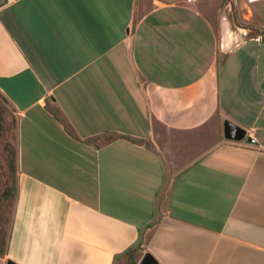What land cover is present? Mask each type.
Returning a JSON list of instances; mask_svg holds the SVG:
<instances>
[{
  "label": "crops",
  "instance_id": "crops-1",
  "mask_svg": "<svg viewBox=\"0 0 264 264\" xmlns=\"http://www.w3.org/2000/svg\"><path fill=\"white\" fill-rule=\"evenodd\" d=\"M240 10L0 0L19 118L0 264H264V1Z\"/></svg>",
  "mask_w": 264,
  "mask_h": 264
},
{
  "label": "rangeland",
  "instance_id": "rangeland-1",
  "mask_svg": "<svg viewBox=\"0 0 264 264\" xmlns=\"http://www.w3.org/2000/svg\"><path fill=\"white\" fill-rule=\"evenodd\" d=\"M149 4L150 0H144ZM163 2H188V0H160ZM190 3V2H189ZM247 0H197L196 5L209 17L214 13H229L239 27L240 7ZM246 11V10H245ZM18 114L9 100L0 92V245L9 236L16 202V168L18 146Z\"/></svg>",
  "mask_w": 264,
  "mask_h": 264
},
{
  "label": "water",
  "instance_id": "water-1",
  "mask_svg": "<svg viewBox=\"0 0 264 264\" xmlns=\"http://www.w3.org/2000/svg\"><path fill=\"white\" fill-rule=\"evenodd\" d=\"M225 135L228 140L242 141L246 138L247 132L233 123L225 122ZM8 264H15L12 261H8ZM139 264H160L158 260L151 254L145 253Z\"/></svg>",
  "mask_w": 264,
  "mask_h": 264
},
{
  "label": "trees",
  "instance_id": "trees-1",
  "mask_svg": "<svg viewBox=\"0 0 264 264\" xmlns=\"http://www.w3.org/2000/svg\"><path fill=\"white\" fill-rule=\"evenodd\" d=\"M16 170H17V168H16ZM16 170H15V171H16ZM16 192H17V188H16ZM8 238H9V236H7L6 238H4V239L2 240V243H1V245H0V256H3V255L5 254V252H6L7 243H8Z\"/></svg>",
  "mask_w": 264,
  "mask_h": 264
},
{
  "label": "built area",
  "instance_id": "built-area-1",
  "mask_svg": "<svg viewBox=\"0 0 264 264\" xmlns=\"http://www.w3.org/2000/svg\"><path fill=\"white\" fill-rule=\"evenodd\" d=\"M197 0H188V2H196ZM264 0H247V3L249 4H254V3H258Z\"/></svg>",
  "mask_w": 264,
  "mask_h": 264
}]
</instances>
